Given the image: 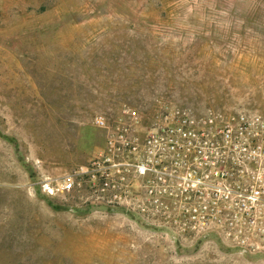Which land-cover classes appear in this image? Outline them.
I'll return each instance as SVG.
<instances>
[{"label":"rangeland","instance_id":"1","mask_svg":"<svg viewBox=\"0 0 264 264\" xmlns=\"http://www.w3.org/2000/svg\"><path fill=\"white\" fill-rule=\"evenodd\" d=\"M163 104L264 110V0H0V264H264L103 173L94 116Z\"/></svg>","mask_w":264,"mask_h":264},{"label":"built area","instance_id":"2","mask_svg":"<svg viewBox=\"0 0 264 264\" xmlns=\"http://www.w3.org/2000/svg\"><path fill=\"white\" fill-rule=\"evenodd\" d=\"M141 121L126 105L113 121L94 116L105 131L103 173L131 169L149 209L264 252V110L196 115L163 104L147 125Z\"/></svg>","mask_w":264,"mask_h":264}]
</instances>
